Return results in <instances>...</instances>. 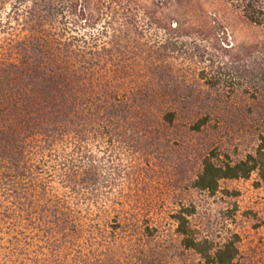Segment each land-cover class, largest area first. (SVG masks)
Here are the masks:
<instances>
[{"label":"trees","instance_id":"1","mask_svg":"<svg viewBox=\"0 0 264 264\" xmlns=\"http://www.w3.org/2000/svg\"><path fill=\"white\" fill-rule=\"evenodd\" d=\"M199 1L0 0L6 260L29 246H77L107 204L123 213L116 197L125 183L151 178L158 140L171 143L166 127L181 116L199 131L226 113L204 91L264 100V0H215L211 11ZM252 175L264 183L263 132L236 160L208 149L189 185L213 194L223 180ZM178 205L171 217L182 246L206 263L231 264L235 242L198 238L194 206Z\"/></svg>","mask_w":264,"mask_h":264},{"label":"rangeland","instance_id":"2","mask_svg":"<svg viewBox=\"0 0 264 264\" xmlns=\"http://www.w3.org/2000/svg\"><path fill=\"white\" fill-rule=\"evenodd\" d=\"M213 1L200 0L199 5L211 11L208 2ZM160 37L159 31L155 38ZM202 98L217 101L226 113L210 118L199 131L189 130L181 116L166 127L171 143L158 140L154 154L161 155L151 178L144 185L131 184L130 189L125 183L122 196L116 197L122 204L115 206H122L123 213L115 216L110 209L114 204H107L105 213L90 219L99 226L82 234L77 246L59 251L29 246L18 261L6 260L10 251L0 249V264H209L183 247L175 232L172 210L188 203L194 206L189 224L198 238L213 246L234 241L238 254L231 264H264V183L255 186L254 175L248 180H223L213 194L189 185L208 149L232 160L252 150L256 134L264 133V100L247 99L240 91L228 96L204 91Z\"/></svg>","mask_w":264,"mask_h":264}]
</instances>
